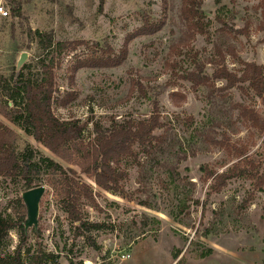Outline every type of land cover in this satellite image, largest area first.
Listing matches in <instances>:
<instances>
[{"label": "rangeland", "instance_id": "obj_1", "mask_svg": "<svg viewBox=\"0 0 264 264\" xmlns=\"http://www.w3.org/2000/svg\"><path fill=\"white\" fill-rule=\"evenodd\" d=\"M182 2L26 0L23 16L16 17L9 2L0 0L9 12V16H0V75H10L13 51L22 47L15 55V67L21 54L27 53L22 66L26 76L42 78V62L48 63L51 51L36 40L31 42L28 29L51 32L55 42L83 43L57 58L54 74L58 91L52 112L61 121H88L82 134L86 142L94 136V124L105 131L114 122L147 118L155 110L165 123L156 133H165L160 147L145 153L136 144V156L122 161L128 177L121 193L101 191L84 177L100 192L96 199L100 211L89 205L83 208L86 220L103 224L100 231L77 234L53 179L41 170L33 188L44 186L45 193L39 204L38 225L29 228L30 245L33 250L58 255L59 264H70L68 260L72 264H264V194L240 178L229 180L215 193L210 190L211 180L203 181L201 170L208 167L222 173L237 162L226 147L213 141L245 146L247 155L262 162L264 168V104L248 84L222 90L225 81L211 79L213 62L219 60L216 44L224 52L227 47L233 50L235 55L225 52L230 71L239 72L242 62L264 68L261 0H201L205 34L196 35L182 55L170 56V47L185 35ZM145 17L162 24V29L131 39ZM124 49L126 57L118 67L74 71L78 60L94 52L110 50L113 57ZM190 71H200L211 81L194 88L179 78ZM67 93L75 100L61 106L56 99ZM173 93L184 99L177 101ZM237 104L258 113L262 129L242 121ZM0 120L20 135L18 152L28 145L36 162L58 160L17 125L2 116ZM26 191L22 181L0 178V216L17 222ZM184 205L189 209L181 213ZM9 237L10 241L0 244L1 255L18 244L17 231H11ZM209 250L207 257H201ZM173 255L178 258L174 260Z\"/></svg>", "mask_w": 264, "mask_h": 264}, {"label": "trees", "instance_id": "obj_2", "mask_svg": "<svg viewBox=\"0 0 264 264\" xmlns=\"http://www.w3.org/2000/svg\"><path fill=\"white\" fill-rule=\"evenodd\" d=\"M7 1L13 15L22 17L26 0ZM263 3L264 0H261V15L264 17ZM181 18L185 26V35L170 47V56L182 55V50L190 46L196 35L206 32L201 0H183ZM161 29L162 24L153 23L149 17H145L142 27L131 36V39L154 35ZM220 31L225 30L222 27ZM27 37L31 42L36 40L44 50L51 51L50 60L48 63L42 62V78L33 80L26 76L25 67L16 72L15 55L22 47L14 49L11 63H9L10 75L8 77L0 75V116L17 125L36 142L42 144L59 161L46 158L36 162V157L28 145L18 152L17 145L21 141L20 135L0 120V178L22 181L27 190H31L38 182L43 169L53 179L57 194L62 199L63 209L68 220L76 225L77 234L83 236L85 233L100 231L104 227L103 224L86 220L83 209L89 205L100 211L101 208L96 200L100 192H95L85 182L84 177L92 180L101 191L121 193L123 182L128 177L127 171L121 167L122 161L129 155L136 156L133 153L136 144L145 153L160 147L165 141V133L160 135L156 133L165 128V123L155 110L147 118L140 120L130 118L122 123L114 122L105 131H101L99 126L94 124V136L86 142L82 134L89 125L88 121L82 124L61 121L52 112L54 95L58 91L54 74V69L58 66L57 58L64 51H75L83 43L55 42L53 33H42L31 29L27 30ZM215 50L219 60L213 62L215 69L211 79L225 81L222 90L232 89L238 84H248L254 95L264 104V68L253 62H242L243 68L239 72L230 71L225 65V52L235 55L233 50L227 47L224 52L219 44L215 45ZM109 52L111 51L94 52L91 56L78 60L74 65V71L84 68L104 69L120 66L126 57V49L119 56L111 57ZM179 78L192 83L194 88L208 85L211 81L208 76H201L200 71L185 72ZM172 96L179 102L184 99L176 93ZM56 100L61 106H67L75 100V96L67 93L60 100ZM176 105L179 106L180 103ZM235 108L239 110V118L242 121L262 129L259 124L261 117L258 113L239 104L235 105ZM213 143L226 147L237 162L222 173L208 167L201 168L204 172L203 181L211 180L210 190L218 193L229 180L240 178L250 181L257 192L264 194L262 162L248 156L245 146L229 145L223 141H213ZM62 162L68 166H64ZM195 203L198 206L201 205L200 201ZM187 209L189 206L184 205L180 212L184 213ZM19 212L20 218L17 222L10 217L0 216V244L10 241L11 231H17L19 239L13 250H7L3 255L0 254V264H59L58 255L47 253L39 248L33 250L30 245L29 229L25 228L27 211L23 203L19 204ZM32 231L36 234L35 230ZM209 253L211 250L202 253L201 257L205 258ZM177 258V255H173L174 260ZM68 261L72 264L71 260Z\"/></svg>", "mask_w": 264, "mask_h": 264}, {"label": "water", "instance_id": "obj_3", "mask_svg": "<svg viewBox=\"0 0 264 264\" xmlns=\"http://www.w3.org/2000/svg\"><path fill=\"white\" fill-rule=\"evenodd\" d=\"M27 57H28L27 53L21 54L16 67L17 72L20 71L23 64L27 60ZM44 193H45V187L39 186L24 192V194L22 195V200L24 202L27 211V220L25 223L26 229L37 227L38 216H39V204Z\"/></svg>", "mask_w": 264, "mask_h": 264}, {"label": "built area", "instance_id": "obj_4", "mask_svg": "<svg viewBox=\"0 0 264 264\" xmlns=\"http://www.w3.org/2000/svg\"><path fill=\"white\" fill-rule=\"evenodd\" d=\"M0 16H3V17L9 16V12L7 8H5L2 5H0Z\"/></svg>", "mask_w": 264, "mask_h": 264}, {"label": "crops", "instance_id": "obj_5", "mask_svg": "<svg viewBox=\"0 0 264 264\" xmlns=\"http://www.w3.org/2000/svg\"><path fill=\"white\" fill-rule=\"evenodd\" d=\"M144 241H146V240H144ZM138 244H139V243H138ZM138 244H137V245H138ZM137 245H136V246H137ZM136 246H135V247H136ZM135 247H134V248H135ZM134 248H133V250H134ZM130 258H131V257H130Z\"/></svg>", "mask_w": 264, "mask_h": 264}, {"label": "bare ground", "instance_id": "obj_6", "mask_svg": "<svg viewBox=\"0 0 264 264\" xmlns=\"http://www.w3.org/2000/svg\"><path fill=\"white\" fill-rule=\"evenodd\" d=\"M87 264H91V263L88 261Z\"/></svg>", "mask_w": 264, "mask_h": 264}]
</instances>
